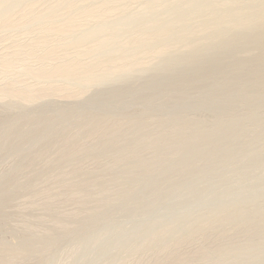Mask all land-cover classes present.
Segmentation results:
<instances>
[{
  "label": "rangeland",
  "instance_id": "1",
  "mask_svg": "<svg viewBox=\"0 0 264 264\" xmlns=\"http://www.w3.org/2000/svg\"><path fill=\"white\" fill-rule=\"evenodd\" d=\"M261 43L264 0H0V184L21 181L0 197V254L19 253L7 264H103L111 257L101 237L119 227L135 238L148 197L188 170L242 160L264 172ZM65 65L97 79L53 75ZM95 114L107 123L84 131ZM117 121L121 132L110 137L105 129ZM184 123L205 125L214 141L195 132L201 144ZM17 126L43 132L31 138ZM190 140L199 153L188 151ZM138 161L143 173L132 168ZM180 255L161 250L143 264H174Z\"/></svg>",
  "mask_w": 264,
  "mask_h": 264
},
{
  "label": "clouds",
  "instance_id": "2",
  "mask_svg": "<svg viewBox=\"0 0 264 264\" xmlns=\"http://www.w3.org/2000/svg\"><path fill=\"white\" fill-rule=\"evenodd\" d=\"M138 219L135 238L119 227L101 237L103 264H143L161 250L181 253L174 264H264V172L242 160L190 169L153 192Z\"/></svg>",
  "mask_w": 264,
  "mask_h": 264
},
{
  "label": "bare ground",
  "instance_id": "3",
  "mask_svg": "<svg viewBox=\"0 0 264 264\" xmlns=\"http://www.w3.org/2000/svg\"><path fill=\"white\" fill-rule=\"evenodd\" d=\"M233 17H234V16H233ZM247 19H248V18H247ZM2 21H5V20H2ZM236 21H238V20H236ZM247 22L249 23L250 21H247ZM239 23H240V22H239ZM219 24H220V23H219ZM251 24H252V23H251ZM244 25H245V23H244ZM240 26H241V25H240ZM240 26H239V27H240ZM246 26H247V24H246ZM62 27H63V26H62ZM55 28H57V27H55ZM48 29L50 30V28H48ZM52 29H53V28H52ZM52 29H51V30H52ZM53 30H55V29H53ZM58 30H59V28H58ZM61 30H64V27H63V29L60 28V31H61ZM157 36H158V35H157ZM238 40H239V39H238ZM220 41H221V40H220ZM222 41H223V40H222ZM224 41H225V40H224ZM206 44H207V43H206ZM222 44H223V43H222ZM224 44H226V42H225ZM261 44H264V43H261ZM193 45H194V44H193ZM220 45H221V44H220ZM200 46H205V43H204V45H200ZM206 47H207V45H206ZM261 47H262V46H261ZM190 48H191V47H190ZM194 48H195V47H194ZM192 49H193V46H192ZM195 49H197V47H196ZM203 49H206V48L204 47ZM218 49H219V48H218ZM201 50H202V49H201ZM158 51H160V50H158ZM158 51H157V52H158ZM162 51H164V50H161L160 53H163ZM202 51H203V50H202ZM204 51H205V50H204ZM191 52H192V51H191ZM193 52L196 53V51H193ZM197 52H198V51H197ZM195 53H194V54H195ZM200 53H201V52H200ZM200 53H196V54L199 56ZM226 53H227V52H226ZM262 53H263V52H262ZM157 54H158V53H157ZM194 54L192 53V56L195 58L196 56H194ZM230 54H231V53H230ZM263 55H264V54H263ZM198 56H197V57H198ZM207 56H208V55H207ZM261 56H262V55H261ZM197 57H196L195 60H197ZM191 58H192V57H191V55H190V58H188V59L191 60ZM263 58H264V56H263ZM186 59H187V58H186ZM186 59H185V60H186ZM195 60H192V61H193V63L196 64V61H195ZM220 60H222V59H220ZM192 61H191V62H192ZM197 61H198V60H197ZM244 61H246V60H244ZM219 62H220V61H219ZM219 62H217L216 64L218 65ZM69 63H70V62H69ZM239 63H241V62H239ZM239 63H238V64H239ZM243 63H246V62H243ZM243 63H241V64H243ZM63 64H66V63H63ZM70 64H71V63H70ZM220 64H221V63H220ZM61 65H62V64H61ZM178 65H179V64H178ZM221 65H222V64H221ZM221 65H220V66H221ZM74 66L77 67V64H75ZM119 66H120V65H119ZM214 66H215V65H214ZM240 66H242V65H240ZM245 66H246V65H245ZM58 67H59V66H58ZM75 67H70V65H69V66H68V65H65V67L62 66V67H60V69H58V70L56 69L57 71L54 70L52 73H53V75H59V77H60V76H61V77H62V76H65V77H66V76H67V77H71V76H73V77H74V76L77 75V73L80 72L81 69H85V68H86V67H85V68L82 67L80 70L78 69V71H79V72H78V71L75 69ZM79 67H81V66H79ZM112 67H113V66H112ZM122 67H123V65H122ZM122 67H119V68H121V71L124 70V69H122ZM124 67H125V66H124ZM237 67H238V66H237ZM54 68H55V67H54ZM77 68H78V67H77ZM243 68H244V67H243ZM115 69H116V71H115ZM117 69H118V68H114V70H112V71H114V73H112L111 71H110V73H111V74H115V72H117ZM179 69H180V68H179ZM216 69H217V67H216ZM89 70H90V69H89ZM86 71H87V70H86ZM119 71H120V70H119ZM119 71H118V72H119ZM125 71H126V70H125ZM42 72H45V73H46V71H42ZM81 72H83V71H81ZM87 72H89V71H87ZM87 72H86V73H83V75L80 74V76H78V77L76 76L75 78H78V80H84V79L86 80V78H88V77L91 78V75H92V76H93L92 78L97 79L96 76L94 77L93 74H91L90 72H89V73H87ZM47 73H48V72H47ZM47 73H46V75H47ZM55 73H57V74H55ZM93 73H94V72H93ZM110 73H109V74H110ZM39 74H40V72H39ZM39 74H38V75H39ZM48 74H51V73H48ZM117 74H118V73H117ZM43 75H44V74H43ZM102 75H103V74H102ZM106 75H107V74H106ZM39 76H40V75H39ZM41 76H42V75H41ZM44 76H45V75H44ZM47 76H50V77H51V75H47ZM47 76H46V77H47ZM98 76H99V75H98ZM103 76H104V75H103ZM107 76H108V75H107ZM53 77H54V76H53ZM57 77H58V76H57ZM105 77H106V76H105ZM47 78L49 79V77H47ZM51 78H52V77H51ZM90 78H88V81H90V83H91V82L93 83V81L91 80L92 78H91V79H90ZM102 78H103V77H102ZM95 79H94V80H95ZM98 79H99V78H98ZM85 80H84L83 82H85ZM102 80H103V79H102ZM86 81H87V80H86ZM95 81H97V80H95ZM81 82H82V81H81ZM97 82H99V81H97ZM100 82H101V81H100ZM87 83H88V82H87ZM55 89H56V88H55ZM58 89H59V88H58ZM65 89H66V88H65ZM65 89H63V90H65ZM122 89H124V88H122ZM122 89H121V91L123 92ZM126 89H127V88H126ZM131 89H132V88H131ZM50 90L52 91V88H51ZM66 90H67V89H66ZM124 90H125V89H124ZM15 91H16V90H15ZM15 91L13 90L12 92L16 93ZM48 91H49V90H48ZM48 91H46V92H48ZM61 91H62V89H61ZM67 91H68V90H67ZM69 91H70V90H69ZM71 91H72V90H71ZM106 91H107V90H106ZM108 91H109V90H108ZM112 91H114V90H112ZM117 91L120 92L119 89H117ZM125 91H126V90H125ZM129 91H130V90H129ZM137 91H138V90H137ZM33 92H34V91H33ZM33 92H32V93H33ZM41 92H42V90H41ZM41 92H39V94H40ZM43 92H45V91H43ZM49 92H50V91H49ZM55 92H56V90H55ZM57 92H58V91H57ZM62 92L64 93V91H62ZM73 92H74V91H73ZM114 92H116V90H115ZM114 92H110V93L107 92V93H109V94L112 93V94H113ZM118 92H117V93H118ZM135 92H136V91H135ZM14 93H13V94H14ZM30 93H31V92H30ZM37 93H38V91H37ZM58 93H60V91H59ZM58 93H57V94H58ZM63 93H62V94H63ZM117 93H114L113 95L115 96ZM126 93H127V92H126ZM13 94H12V96H13ZM24 94H25L24 91L22 92V90H21V92H18V91H17V93L14 94V96H16V98H17V97H18V98H19V97L22 98V96H23V97H24V96H27L26 94H25V95H24ZM28 94H29V93H28ZM34 94H35V93H34ZM50 94L52 95V93H50ZM57 94H56V95H57ZM71 94H72V93H69V92H68V93H64V94H63L64 96L62 95V96H63L62 98H64V99H65V98H67V99H72V97H74V99H75V96H73V95H71ZM73 94L75 95L76 93H73ZM77 94H78V93H77ZM81 94H83V93H81ZM118 94L120 95L121 92L118 93ZM118 94H117V95H118ZM35 95L37 96V94H35ZM43 95H44V94H43ZM47 95H48V94H47ZM53 95H55V94H53ZM56 95H55V97H56ZM113 95H112V96H113ZM119 95H118V96H119ZM32 96H34V95L32 94ZM38 96H39V95H38ZM41 96H42V94H41ZM44 96L46 97V95H44ZM44 96H42V97H44ZM79 96H80V95H79ZM79 96H78V97H79ZM107 96H108V95H107ZM27 97H29V96H27ZM30 97H31V96H30ZM39 97H40V96H39ZM39 97H38V98H39ZM49 97H50V95H48V98H49ZM55 97H54V98H55ZM35 98H36V97H35ZM51 98H53V96H52ZM58 98H60V97L58 96ZM76 98H77V97H76ZM22 99H23V98H22ZM24 99H25V98H24ZM27 99H28V98H27ZM56 99H57V97H56ZM64 99H63V101H64ZM80 99H81V98H80ZM25 100H26V99H25ZM28 100H31V99L29 98ZM60 100H61V99H60ZM77 100H78V98H77ZM51 102H52V101H51ZM53 102H54V100H53ZM53 102H52V103H53ZM56 102L58 103V101H56ZM59 102H61V101H59ZM65 102H71V100H70V101H64V103H65ZM77 102H78V101H77ZM97 115H99V114H97ZM97 115L95 114L96 117H95V116L93 117V115H92L91 117L88 116L90 119H87V122H88V123H87V122H86L87 124L85 123L86 125H85V129H84V131H85V130H86V131H90V130H92L94 127L100 126V124L103 125V124H105V122L107 123L108 118H106V117H101V116L98 117ZM106 116H107V115H106ZM88 117H87V118H88ZM141 117H142V116H141ZM175 117L177 118V116H175ZM175 117H174V120L176 119ZM183 117H184V116H183ZM29 118H30V117H29ZM48 118H49V117H48ZM48 118H47V119H48ZM138 118H139V116H138ZM184 118H185V117H184ZM184 118L181 119V117H180V118H177L176 120L180 119L181 121H180V120H179V121H180V123H181L182 120H183ZM32 119L34 120V117H33ZM36 119H37V118H36ZM45 119H46V118H45ZM45 119H43V120H45ZM84 119H85V118H84ZM131 119H132V118H131ZM133 119H134V118H133ZM133 119H132V120H133ZM136 119H137V118H136ZM33 120H32V121H33ZM39 120H41V119H39ZM48 120H49V121L51 120V122L53 121L52 118H51V119H48ZM128 120H129V119H128ZM128 120H127V121H128ZM29 121L31 122V120H29ZM35 121H37V120H35ZM35 121H34V122H35ZM49 121H45V124L47 123V124H46V127H47L48 123H51V122H49ZM54 121H55V119H54ZM125 121H126V120H125ZM127 121H126V122H127ZM135 121H136V120H135ZM168 121H169V120H168ZM170 121H172V120L170 119ZM179 121H178V122H179ZM17 122H18V121H17ZM17 122H16V123H17ZM34 122H32V124H33ZM42 122L44 123V121H42ZM42 122H41V123H42ZM126 122H125V123H126ZM165 122H166V120H165ZM178 122H177V124H178ZM185 122H186V121H185ZM190 122H191V121H190ZM218 122H219V121H218ZM43 123H42V124H43ZM53 123H54V122H53ZM122 123H123V122H122ZM127 123H130V124H131V123H133V122H132V121H131V122L128 121ZM135 123H137V122H135ZM173 123H175V122H173ZM173 123H171V124H173ZM182 123H183V122H182ZM187 123H188V122H187ZM30 124H31V123H30ZM42 124H41V126L43 127L44 125H42ZM108 124H109V123H108ZM119 124L121 125V123H119ZM119 124H118V121H117V123H116V122H114V124L112 123L111 126L108 125V126H110V127H108V128L106 127L107 130H106L105 128H103V127H102V129H105V132L109 131V133L111 134V135H110V134H109V135H110V137H111V136H113V134H114L116 131H117V133H118V131H119V129H120V128H119ZM169 124H170V123H169ZM190 124H191V123H190ZM195 124H196V123H195ZM203 124H204V123H203ZM203 124H202V125H203ZM13 125H14V124H13ZM16 125H18V123H17ZM23 125H24V124H23ZM25 125H26V124H25ZM34 125H35V124H34ZM34 125H32V126H31V125H30V126L28 125V126H29V128H30V127H33ZM52 125H53V124H52ZM124 125H125V124H124ZM131 125H132V124H131ZM131 125H130V126H131ZM133 125H134V124H133ZM185 125H186L187 127H189V126L191 127V125L188 126L187 124L184 123V127H186ZM211 125H212V124H211ZM20 126H21V125H20ZM20 126H17V127L19 128L18 131L20 130V132H18L19 134H20L23 130L27 129V127H26V128H23V127L21 128ZM38 126H39V127H38ZM38 126H37V127L40 128V123H38ZM125 126H127V125H125ZM125 126H124V127H125ZM193 126H194V125H193ZM215 126H216V125H215ZM8 127H10V126H8ZM14 127H15V126H14ZM14 127H13V128H14ZM37 127L35 126V128H37ZM44 127H45V126H44ZM46 127H45V128H46ZM50 127H51V126H50ZM50 127L48 126V128H50ZM65 127H66V126H64V128H65ZM100 127H101V126H100ZM100 127H99V129H101ZM104 127H105V126H104ZM124 127H121V128H124ZM184 127H183V125L181 124V128H182V129L180 128V129H181V131H180L181 133H183V132H182L183 129H184V130H188V132H190V130H189L190 127H189L188 129H185ZM204 127H205V125H204ZM204 127H201L202 130H201V128H199V126H197V128H196V126L193 127V128L191 127L192 129L190 128V129H191V132H190V133H192V130H193L194 128H196L197 131H196V130H195V131L193 130L194 133L196 132L197 134H201V131H202V132H203V135L201 134V136H204L205 133H206V135H207V131H205ZM207 127H209V126H207ZM15 128H16V127H15ZM29 128H28V129H29ZM38 128H37V129H34V130H36L35 132H33L34 135L32 134V131H31V130H33V129H31V130H30V129H29V130L27 129V130H25V132H26V131H29V132H27V133H29V136L32 134L31 136H34V138H35V136H36V138H37L38 135H36V133H37V134H38V133L41 134V133L43 132V130H41L42 132H40V130H38ZM45 128H44V130H45ZM48 128H46V129H48ZM82 128H83V127H82ZM127 128H128V127H127ZM198 128H199L200 130H199ZM16 129H17V128H16ZM16 129H14V130H16ZM40 129H41V128H40ZM61 129H62V128L60 127V128H59V131H61ZM102 129H101V130H102ZM21 130H22V131H21ZM34 130H33V131H34ZM49 130H50V129H49ZM49 130H47V131L49 132ZM165 130H166V129H165ZM198 130H199L200 132H199ZM203 130H204V131H203ZM63 131H64V129H63ZM63 131H62V132H63ZM65 131H67V129H65ZM208 131H210V130H208ZM45 132H46V131H45ZM45 132H44V133H45ZM51 132H52V131H51ZM57 132H58V131H57ZM102 132H103V130H102ZM120 132H121V130H120ZM120 132H119V133H120ZM204 132H205V133H204ZM13 133H14V131H13ZM22 133H24V132H22ZM58 133H59V132H58ZM58 133H57V135H58ZM64 133H65V132H64ZM119 133H118V134H119ZM185 133H186V131H185ZM196 133H195V134H196ZM209 133H210V132H209ZM14 134H16V133H14ZM49 134H50V133H49ZM192 134H193V133H192ZM197 134H196V135H197ZM21 135H22V134H21ZM21 135H20V136H21ZM59 135H60V134H59ZM61 135H62V134H61ZM65 135H66V134H65ZM115 135H116V134H115ZM141 135H142V134H141ZM181 135H182V134H181ZM206 135H205V137H207L209 134H208L207 136H206ZM210 135L212 136V139H213V140H210L209 137H207L208 139H206L205 137L203 138V137H201L200 135H197V136H199V137H200L199 139L202 140V141H201V144H204V143H206V142H205L206 140H207V143H208L209 140H210L211 142L214 141L215 137L213 138L212 132L210 133ZM210 135H209V136H210ZM31 136H30V137H31ZM42 136H43V135H42ZM42 136H41V137H42ZM44 136H48V135H44ZM44 136H43V137H44ZM51 136H52L53 139L56 138V137H55V138L53 137L54 134H53V135L51 134ZM63 136H64V134H63ZM197 136H194V137L198 138ZM25 137H26V134H25ZM30 137H29V138H30ZM49 137H50V136H49ZM49 137H47L46 139H49ZM114 137H116V136H114ZM27 138H28V134H27ZM31 138H32V137H31ZM191 138L193 139L192 135H191ZM202 138H203V139H202ZM210 138H211V137H210ZM43 139H44V138H43ZM112 139H113V138H112ZM192 139H191V140H192ZM194 139H195V138H194ZM205 139H206V140H205ZM7 140H8V139H7ZM7 140H6V141H7ZM50 140H51V138H50ZM50 140H45V141H50ZM191 140H190V142H189L190 144L187 146L189 149H188L187 147H184V146H182V147H183V149H188V151H190V148L193 149V150H196V153H195L194 151H193L194 153L191 151V152L193 153V155H194V154H197V152H198L197 150H198V149L196 148V146H194V147H193V145L191 146V143H192V141H193V140H192V141H191ZM195 140H197V139H195ZM195 140L193 141L192 144H194V145H198V144H199L200 147H201L200 142H198L199 140H197V141H195ZM203 140H204V141H203ZM0 141H1V140H0ZM8 141H9V140H8ZM210 141H209V143H210ZM2 142H4V141L2 140ZM9 142H10V141H9ZM50 142H51V141H50ZM196 142H197V143H196ZM202 142H204V143H202ZM40 143H41V141H40ZM42 143H43V142H42ZM47 143H48L47 145H49V142H47ZM153 143H154V142H153ZM209 143H208L207 145H209ZM0 144H2V143H0ZM38 144H39V143H38ZM155 144H156V143H155ZM157 144H158V146L160 147L159 143H157ZM157 144H156V145H157ZM40 145H41V144H40ZM47 145H45V146H47ZM103 145H104V144H103ZM204 145L206 146V144H204ZM158 146H157V147H158ZM189 146H191V147H189ZM42 147H43V146H42ZM154 147H156V146H154ZM157 147H156V148H157ZM200 147H199V150L201 149V151H202V147H201V148H200ZM207 147H208V146H207ZM103 148H104V147H103ZM39 149H40V148H39ZM44 150H45V148H44ZM179 150H180V148H179ZM181 150H182V149H181ZM38 151H39V150H38ZM40 151H41V150H40ZM40 151H39V152H40ZM191 152H190V153H191ZM198 153H199V152H198ZM35 155H37V154H35ZM35 155H34V156H35ZM28 158H29V157H28ZM33 158H35V157H33ZM29 160H30V159H29ZM136 162H137V161H136ZM138 162H139L138 165H137V164H136V165L134 164V165H132V168H133V167H135V168L140 167L139 170L141 169L140 171L142 172V169H143L142 167H143V166L141 167V166H139V165H143V164L140 163V161H138ZM159 164H160V163H159ZM160 165H161V164H160ZM160 165H159V166H160ZM166 165H167V164H166ZM166 165H163V166H166ZM136 166H137V167H136ZM157 166H158V165H157ZM159 166H158V167H159ZM163 166H160V167L162 168ZM168 166H169V165H168ZM168 166H167V167H168ZM147 167H148V166H147ZM130 169H131V168H130ZM130 169H129V170H130ZM145 169H146V168H145ZM157 169H158V168H157ZM165 169H167V168L165 167ZM165 169L162 168L161 170H165ZM137 170H138V169H137ZM127 171H128V170H127ZM133 171H136V170H133ZM143 171L145 172V170H143ZM156 171H157V170H156ZM156 171H155V172H156ZM130 172L133 173L132 171H130ZM130 172H129L128 174H131ZM141 172H139V173L141 174ZM151 172H152V170H151ZM151 172H150V173H151ZM142 173H143V172H142ZM148 173H149V171H148ZM133 175H137V172H136V174H133ZM138 175H139V174H138ZM142 175H143V174H142ZM142 175H141V176H142ZM144 175H145V173H144ZM139 176H140V175H139ZM147 176H149V175H147ZM132 177H133V176H132ZM134 177H135V176H134ZM144 177H145V176H144ZM13 178H14V177H13ZM29 178H30V177H29ZM142 178H143V176H142ZM14 179H15V178H14ZM27 179H28V178H27ZM31 179H32V178H31ZM10 180H11V179H6V181L4 180V181H2V183L0 184V197H2L3 200H4V198H6V199L10 198L11 195H12V193H11V192L13 191V190H12V187H14L13 184H14L15 182L13 183V181H12L13 179H12L11 181H10ZM25 180H26V179H25ZM29 180H30V179H29ZM32 180H33V179H32ZM32 180H31V182H32ZM17 181H18V180H17ZM18 182H19V181H18ZM18 182H16L15 184H17ZM20 182H21V181H20ZM20 182H19V183H20ZM31 182L29 183V186H30V184H32ZM22 183H23V181H22ZM27 183H28V182H27ZM25 184H26V182H25ZM20 185H21V184H20ZM23 185H24V183H23ZM16 190H19V188H18V189L16 188ZM14 191H15V190H14ZM14 193H15V192H14ZM14 193H13V194H14ZM17 193H18V192H17ZM15 194H16V193H15ZM0 199H1V198H0ZM2 199H1V200H2ZM1 200H0V212L3 211L2 209L4 208V206H3L2 202H1ZM6 201H7V200H6ZM8 203H9V202H8ZM4 205H5V204H4ZM2 206H3V207H2ZM1 213H3V212H1ZM5 213H6V212H5ZM5 213L2 214L3 216L0 214V217H2V218L5 217V216H4ZM6 215H7V214H6ZM9 215H10V214H9ZM6 220H7V219H6ZM2 223H3V222H2ZM31 234H32V233H31ZM0 243H1V242H0ZM30 243H31V242H30ZM30 243H29V244H30ZM31 244H32V243H31ZM3 245H4V244H3ZM3 245H1V247H3ZM31 246H32V245H31ZM1 247H0V248H1ZM26 248H27V247H26ZM33 248H34V247H33ZM33 248H32V249H33ZM3 249H4V247H3ZM3 249H2V250H3ZM23 250H24V248H23ZM27 250H28V248H27ZM27 250H26V251H27ZM34 250H35V249H34ZM20 251H21V250H20ZM24 251H25V250H24ZM24 251H23V252H24ZM29 251H30V250H29ZM0 253H1V251H0ZM29 253H30V252H29ZM16 255H19V253H18V254H17V253H14V255H12V256L10 257V259H7L8 257L6 258V257H4V256H2V255L0 254V264H7V263H9L10 261H12V258L15 259V258L17 257ZM12 262H13V261H12Z\"/></svg>",
  "mask_w": 264,
  "mask_h": 264
}]
</instances>
